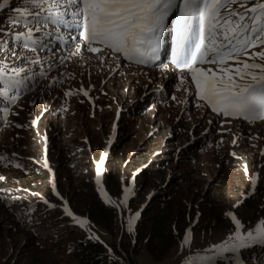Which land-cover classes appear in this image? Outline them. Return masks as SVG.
Masks as SVG:
<instances>
[{
  "label": "rangeland",
  "instance_id": "obj_1",
  "mask_svg": "<svg viewBox=\"0 0 264 264\" xmlns=\"http://www.w3.org/2000/svg\"><path fill=\"white\" fill-rule=\"evenodd\" d=\"M12 15L1 12L0 24ZM76 47L81 53L62 66L59 59L51 70L44 61L25 65L11 86L0 81L10 87L0 96V264H83L72 254L80 240L102 244L115 264H183L234 232L228 211L242 233L264 220V122L213 113L196 97L187 71L159 73L164 65L143 68L107 49L92 54L86 41L38 54L51 60L53 51L68 56ZM124 188L132 190L126 204ZM93 198L115 212L110 231L88 218ZM65 202L84 227L63 212ZM189 228L193 241L182 248ZM151 229L173 243L161 261L147 243L151 238L159 250L161 237L143 238ZM254 260L264 262V246L241 250L242 264Z\"/></svg>",
  "mask_w": 264,
  "mask_h": 264
},
{
  "label": "snow or ice",
  "instance_id": "obj_2",
  "mask_svg": "<svg viewBox=\"0 0 264 264\" xmlns=\"http://www.w3.org/2000/svg\"><path fill=\"white\" fill-rule=\"evenodd\" d=\"M13 3L17 6L12 7ZM6 10L13 15L6 24H0V81L7 80L10 86L27 71L25 65H39L44 61L51 70L55 59L62 66L69 56L81 53L80 47L69 51L68 56L63 53L57 56L53 51V59L45 60L38 53L48 51L53 38L65 45L68 40L83 39L89 53L107 49L106 55L115 52L136 64L147 65L159 59L165 33L170 28V63L191 76L196 97L218 116L242 118L249 124L264 121V0H0V12ZM66 29L73 30L67 33V38ZM257 48L260 50L255 51ZM205 64L216 67H202ZM161 70H166V66ZM40 75L44 76L45 72L41 71ZM9 91L10 87H0V96L8 95ZM79 91L88 96L84 88ZM72 94L64 92L65 96ZM102 164L103 158L97 165L98 185ZM245 173H248L247 167ZM256 183L253 175V190ZM52 189L59 196L54 183ZM123 191L122 203L126 204L132 190L124 188ZM251 194L252 191L245 195ZM43 203L49 208L55 207L47 200ZM63 212L84 227L86 221L76 217L67 202ZM226 215L234 224V232L203 253L187 257L183 264L196 261L215 264L228 259L242 264V249L254 244L264 246V220L242 233L243 224L238 217L232 211ZM138 216L136 213L129 219V232ZM192 241L189 228L181 247L190 246Z\"/></svg>",
  "mask_w": 264,
  "mask_h": 264
},
{
  "label": "trees",
  "instance_id": "obj_3",
  "mask_svg": "<svg viewBox=\"0 0 264 264\" xmlns=\"http://www.w3.org/2000/svg\"><path fill=\"white\" fill-rule=\"evenodd\" d=\"M86 211L88 218L106 230H111L115 223L116 214L113 210L106 208L100 201L96 200V198L89 199L88 203H86ZM152 231H144L143 238L144 240L149 235L155 236L159 233V230L151 229ZM154 230V231H153ZM141 232V231H139ZM156 233V234H155ZM161 237V234L157 235ZM161 248L157 250L155 245L151 244V238L147 240L148 249L150 253L158 260L161 261L164 256L168 253L170 248L173 246V243L169 238L161 237ZM109 250L115 255L118 256L120 254L117 246L112 245L108 246ZM159 251V252H158ZM158 253V254H157ZM72 254L83 264H115L112 258L108 255L105 247L91 240H80L73 247ZM247 261L248 259H244ZM253 264H264V262H260V260H254Z\"/></svg>",
  "mask_w": 264,
  "mask_h": 264
},
{
  "label": "bare ground",
  "instance_id": "obj_4",
  "mask_svg": "<svg viewBox=\"0 0 264 264\" xmlns=\"http://www.w3.org/2000/svg\"><path fill=\"white\" fill-rule=\"evenodd\" d=\"M127 69H128V68H127ZM180 71H185V70H180ZM161 72H162V70L159 71V73H161ZM140 73H141V72H140ZM153 74H154V73L150 72V73H149V76H153ZM141 75H142V74H141ZM141 75H139V76H141ZM126 79H127V78H126Z\"/></svg>",
  "mask_w": 264,
  "mask_h": 264
}]
</instances>
